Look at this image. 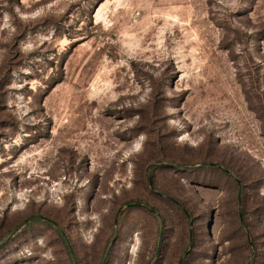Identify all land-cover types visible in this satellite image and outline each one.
I'll use <instances>...</instances> for the list:
<instances>
[{
	"label": "rangeland",
	"instance_id": "374dc122",
	"mask_svg": "<svg viewBox=\"0 0 264 264\" xmlns=\"http://www.w3.org/2000/svg\"><path fill=\"white\" fill-rule=\"evenodd\" d=\"M0 264H264V0H0Z\"/></svg>",
	"mask_w": 264,
	"mask_h": 264
}]
</instances>
